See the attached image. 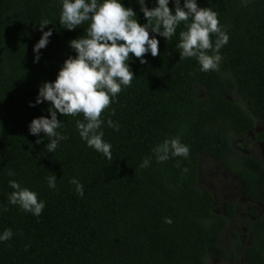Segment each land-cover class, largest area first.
Returning a JSON list of instances; mask_svg holds the SVG:
<instances>
[{
	"label": "trees",
	"instance_id": "obj_1",
	"mask_svg": "<svg viewBox=\"0 0 264 264\" xmlns=\"http://www.w3.org/2000/svg\"><path fill=\"white\" fill-rule=\"evenodd\" d=\"M196 2L218 13L229 37L219 50V70L203 72L195 58L180 59L176 44L183 24L168 40L150 33L159 40L160 55L147 53L146 64L130 58L137 78L101 117L103 140L111 145L108 160L81 139L75 122L82 115L57 114V131L68 139L53 153L47 152V136L29 132L34 118H50L51 105L35 103L39 86L54 81L64 60L75 56L68 42L87 23L63 28L61 0H0V235L13 232L0 241V264H206L227 256L235 261L232 243L220 244L227 217L215 212L213 193L197 186L200 156L223 164L242 181L245 196L262 203L244 252L245 264H264V158L242 150L252 137L264 142V0ZM121 3L146 23L137 0ZM145 3L156 6L155 0ZM168 6L174 8L172 0ZM45 19L50 24L43 31L52 35L34 63L38 26ZM176 137L189 155L158 162L153 149ZM145 159L149 165L141 167ZM51 174L55 188L48 186ZM72 179L83 185V196ZM9 180L37 193L45 205L41 215L9 203ZM233 209L227 202L224 212ZM235 235L228 232L230 242Z\"/></svg>",
	"mask_w": 264,
	"mask_h": 264
},
{
	"label": "clouds",
	"instance_id": "obj_2",
	"mask_svg": "<svg viewBox=\"0 0 264 264\" xmlns=\"http://www.w3.org/2000/svg\"><path fill=\"white\" fill-rule=\"evenodd\" d=\"M169 2L155 0L156 6L149 8L145 0H137L146 20L141 25L133 9L125 7L121 0H61L59 23L63 28L72 31L85 23L88 27L80 37L68 42L75 56L64 60L54 81L44 82L38 88L35 103H49L51 107L47 111L50 118H34L29 124V132L34 136L43 133L44 137L49 138L47 152L53 153L59 141L68 139L67 135L57 131L62 127L57 114L82 115L83 121L75 122L81 139L108 160L112 159L111 145L103 140L101 127L104 121L101 117L110 108L113 98L137 78L129 67L130 58L134 56L141 64H146L144 56L147 53L150 52L152 57L160 55L159 40L150 33L168 40L183 24L184 30L179 32V42L176 44L180 49V59L195 58L203 72L219 70V50L229 37L220 26L218 13L210 7H200L196 0H183V4L181 0H172L174 8H169ZM49 24L50 21L45 19L38 26L42 35L33 47L34 63L39 60L40 50L47 46L52 35L51 29L43 31ZM213 35L216 37L215 44ZM110 115H115L114 109ZM107 124L117 130L119 128L111 119L107 120ZM36 143L41 141L37 140ZM153 152L157 161L163 162L170 156L186 158L189 148L176 137L165 139ZM148 165L149 160L145 159L141 167ZM183 171L187 172L188 169ZM8 175H14L11 169ZM47 179L48 186L55 188V175L51 174ZM70 182L76 186L77 194L83 196V185L76 179ZM8 184L14 190L8 197L10 204L19 205L34 216L41 215L45 205L38 199L37 193L22 187L15 180H9ZM171 222L170 218H166L165 223ZM12 235L11 229H5L0 241H7Z\"/></svg>",
	"mask_w": 264,
	"mask_h": 264
},
{
	"label": "rangeland",
	"instance_id": "obj_3",
	"mask_svg": "<svg viewBox=\"0 0 264 264\" xmlns=\"http://www.w3.org/2000/svg\"><path fill=\"white\" fill-rule=\"evenodd\" d=\"M253 136V135H252ZM235 145V142H234ZM245 145L242 150L257 158H264V142H259L252 137L250 140L244 141ZM230 174V175H229ZM197 186L200 189H207L215 196L216 210L228 201L238 202L241 200L243 185L239 182L221 163L209 159L206 156L199 157ZM244 201V199H242ZM237 203V204H238ZM241 206L250 208V205L244 201ZM262 208V206H261ZM244 210H241L243 212ZM228 232H223L220 237V244H227ZM225 263V262H224ZM206 264L211 263L208 259ZM226 264V263H225Z\"/></svg>",
	"mask_w": 264,
	"mask_h": 264
},
{
	"label": "flooded vegetation",
	"instance_id": "obj_4",
	"mask_svg": "<svg viewBox=\"0 0 264 264\" xmlns=\"http://www.w3.org/2000/svg\"><path fill=\"white\" fill-rule=\"evenodd\" d=\"M223 165V164H222ZM231 173V172H230ZM232 174V173H231ZM230 175V174H229ZM233 175V174H232ZM237 180H239L240 183L242 181L238 179L235 175H233ZM243 185V184H242ZM246 201L247 204L250 205V208L241 206V203ZM231 202L234 209L231 214H226L224 212L225 210V203L222 204L221 207H219L218 210H216V207L214 205V210L218 214H224V216L228 219L227 227L223 230V232H229V231H235L236 235L234 236V239L230 242L231 237H227V244L224 246L227 247L229 243H232L235 251V261L230 257L227 256L224 259H209L211 263L214 264H245L247 261V256L244 252V249L251 244V234L249 225L252 221H254L258 215L262 213V203L260 201L252 200L245 196L243 190H242V196L241 200H239V203L237 204L233 200L228 201ZM214 203H215V196H214ZM262 206V208H261ZM241 210H244L241 212ZM222 232V233H223ZM232 239V238H231ZM225 262V263H224Z\"/></svg>",
	"mask_w": 264,
	"mask_h": 264
},
{
	"label": "water",
	"instance_id": "obj_5",
	"mask_svg": "<svg viewBox=\"0 0 264 264\" xmlns=\"http://www.w3.org/2000/svg\"><path fill=\"white\" fill-rule=\"evenodd\" d=\"M214 196V195H213Z\"/></svg>",
	"mask_w": 264,
	"mask_h": 264
}]
</instances>
